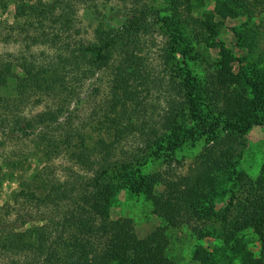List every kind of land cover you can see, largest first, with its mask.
I'll list each match as a JSON object with an SVG mask.
<instances>
[{
    "label": "rangeland",
    "instance_id": "rangeland-1",
    "mask_svg": "<svg viewBox=\"0 0 264 264\" xmlns=\"http://www.w3.org/2000/svg\"><path fill=\"white\" fill-rule=\"evenodd\" d=\"M21 1L8 0L5 6H0V58L15 63L24 57L28 62L41 66L43 61H50L54 62L52 68L56 70L59 66L56 62L58 57H67L75 42L94 39L93 29L100 20L106 27H119L128 25L126 16L131 13L142 10L148 14L147 22L143 25L144 33L143 30L139 32L137 49L132 53L127 48L129 35L121 32L109 62L105 67L93 70L81 82H76L70 63L65 62L64 82L72 89L70 94L48 87L36 93L30 92L23 98L20 114L32 117L47 109L55 110L69 95L68 107L60 114V126L57 129L36 130L29 136L0 132V166L3 174L0 181V264H76L77 252L71 254V251L79 250L76 244L79 237H86V232L80 231L76 224L77 220L85 218L79 216L85 210L80 207H86L79 197L85 193L89 196L90 191L95 190L81 189L73 180L72 173L93 174L102 165L109 164H112L110 169L114 166L124 172L120 173L125 176L118 173L116 181L113 177L105 176L102 182L103 185H113L110 187L113 194L109 217L111 220L127 219L126 224L134 229L140 239L164 225V221L153 212L150 199L143 193H133L129 189V181L138 171L150 176H192L201 164L207 162L206 157L217 150L218 157L221 155L223 159L231 155L226 154V151L233 153L229 161L236 160L235 165L248 178L257 176L264 162V122L252 124L244 133L225 130L220 125L213 126L212 133L206 132L205 125L214 123L216 118L230 117L231 109L237 104V92L221 86L224 80L220 74L221 45L231 49L234 59L230 65L234 73L240 71L245 63L244 60L238 61L239 58L246 55L253 60L264 57V0H241L234 6L244 4L248 10L241 6L237 8V15L223 18L215 13V4L217 1L230 0H70L74 18L62 29L49 27V20L40 26L33 21L34 17L14 19L15 12L22 8ZM115 11L120 14L117 16ZM52 13L53 18L59 12L53 10ZM164 16L177 23L175 31L180 34L182 44L190 42L192 52L186 62L192 76L199 119L188 122L186 127L192 126L191 130L179 132L181 140L175 147L157 150L152 144L156 133L149 136L146 131L156 122L162 124L168 101L183 99L184 92L183 88H178L182 86L181 77L176 75L178 67L182 66L181 56L171 52L170 37L160 26ZM206 20L219 23L214 33L206 30ZM30 21L33 23L30 24ZM23 25L25 33L33 35L44 29L42 32L47 37L44 36L45 39L37 43L26 41V34L19 29ZM233 28L247 36L243 46L236 45ZM67 42L66 50L61 51L65 48L63 43ZM258 65L262 67V60ZM52 68L47 69V77L53 78L50 72L54 70ZM11 69L13 74L19 73L15 65ZM117 77L118 108H121V102L127 97L131 98V107L128 116L121 119V132L116 140L113 134L102 132L99 135L97 125L103 122L106 110L113 101L111 90ZM14 79V76L8 77L5 83L0 84V96L16 95ZM170 79L176 84L173 88H170L173 85H170ZM253 114L259 120L264 118V114ZM125 122L133 126L126 129ZM182 122L186 124L187 120ZM65 131L73 134L74 139L75 134L84 132L89 143L96 141L99 136L109 142L111 139L116 141L110 143L109 155L92 154L82 162L70 155L72 148H59L48 158L39 156L41 140L38 135L44 133L46 139L49 136L63 138ZM163 131L166 135L171 133ZM35 173L37 181H33V185H26L28 181L24 183L25 179H31ZM42 181L45 189L43 185L40 186ZM53 183L57 187L54 202L46 197L48 187ZM162 189L161 184L154 187L156 192ZM244 192V188L233 189L230 196L232 206L226 216L228 221L238 217V207ZM226 201L227 198L218 200V207H222ZM207 224L208 230H205L206 235L202 238L185 224L179 228H169L171 237L166 255L173 264H199L192 258L198 245L207 247L208 251L220 247L221 240L215 239L211 233L220 231L221 223ZM244 234L247 236V249L253 256H258L261 244L255 239L256 233L248 228ZM109 236L108 232H94L88 242L89 247L97 254L103 253L109 243ZM224 263L238 264L239 260L228 257Z\"/></svg>",
    "mask_w": 264,
    "mask_h": 264
},
{
    "label": "trees",
    "instance_id": "trees-1",
    "mask_svg": "<svg viewBox=\"0 0 264 264\" xmlns=\"http://www.w3.org/2000/svg\"><path fill=\"white\" fill-rule=\"evenodd\" d=\"M241 0H230L229 2L217 1L214 7L215 13L220 17L235 16L239 13V9L247 7L242 4L234 6L235 3H240ZM8 0H0V6L6 5ZM233 2V3H232ZM230 3V4H229ZM21 7L14 14V19L18 18H33L36 25L42 26L43 22L49 20V27L53 29H62L68 26L72 21L74 10L71 8L70 0H22ZM236 5V4H235ZM58 10L57 17H51L52 11ZM248 10V9H247ZM118 16L120 13L115 11ZM147 12L142 10L126 16L128 25L105 26L100 20L93 29L94 39L92 41H78L71 48V53L68 56H59L56 61L59 64L57 70L52 68L54 62L43 61L41 65L28 62L24 57L21 60L13 63L9 60L0 58V84L5 83L6 79L14 76L16 95L9 97L0 96V132L4 134L20 133L22 136H29L38 131L55 128L59 125L60 114L68 107L67 97L63 99L62 104L57 106L55 110L47 109L35 114L32 117L21 115L19 108L25 96L36 91H42L44 88H55L61 92L65 91L70 94L72 92L70 86L64 82V64L66 61L70 63L72 76L76 82H81L83 78L91 75L93 70L101 69L111 59L113 50L118 45V34L125 32L128 34V50L131 53L137 49V36L143 25L147 22ZM113 16V15H112ZM32 20V19H31ZM161 27L167 31L170 37L171 52L181 56V67H178V73L181 77V85L178 88H183V99L177 101L170 99L168 107L164 113L161 123H155L146 132L150 134L156 133L153 143L157 150L168 149L175 147L181 139L179 132L181 130H191V127H186L190 120L198 121L197 101L195 99L192 88V76L187 64V57L191 54L192 48L190 42L182 44V38L179 36L175 27L177 24L168 17H162ZM30 21V24L33 23ZM206 30L214 33L218 22L206 20ZM46 24V23H45ZM46 27V25H45ZM22 28V29H21ZM21 32H24V25L19 26ZM44 30V29H43ZM42 30V31H43ZM237 38L236 45L243 46L247 42V36L237 29L233 28ZM40 31L37 34L25 33L24 39L30 43H37L43 40L47 35ZM144 33V30H143ZM6 38V37H4ZM44 38V39H45ZM66 50L67 43H63ZM220 59V74L224 78L221 83L222 87L232 88L237 92L235 96L237 104L233 106L230 112V117L226 119L216 118L214 123H208L206 132H213V126H223L225 130H236L244 133L252 124L264 122V118L259 120L255 118L254 112L264 114V57L251 59L249 56H244L238 61H245L242 69L237 73L232 72L230 63L233 61L231 49L221 45L219 49ZM262 67L258 64L261 63ZM12 65L19 69L18 74L11 72ZM49 65V66H48ZM48 66V67H47ZM50 71L53 78L47 77ZM118 70V69H117ZM57 71V72H56ZM155 77V76H154ZM144 79V77H142ZM157 79V78H155ZM145 80V79H144ZM153 80V79H152ZM146 84V81L145 83ZM173 84V85H172ZM170 88L176 86L174 81L170 79ZM63 90V91H62ZM174 89H170L172 91ZM111 95L113 101L106 110L105 119L100 125H97L99 135L106 132L108 135L113 134L117 140L120 136L122 117L128 116L129 101L131 98L121 102V108H118V77L112 86ZM127 115V116H126ZM254 116V117H253ZM184 124L182 121H186ZM120 122V123H119ZM223 123V125H221ZM125 128L132 127L133 124L125 122ZM188 126V125H187ZM171 131L166 135L163 130ZM174 130V131H173ZM63 138L48 137L40 134L38 137L41 140V145L38 147L39 156L48 158L51 153L59 148L71 149L70 155L78 161L88 159L92 154L109 155L110 143L116 141L111 139V142L103 136H99L96 141L87 142L84 132H78L74 135L69 131H65ZM208 140V139H207ZM220 149H222L220 147ZM228 159L218 157V151L209 154L206 157L207 162L201 164V167L192 176H172L160 175L150 176L138 171L135 177L129 181V189L133 193H143L153 204V212L159 216L164 225L157 227L153 232L144 238H138L134 229L128 224V220H111L109 217V209L111 197L113 194L109 184L103 185L102 182L105 176H110L118 180V167L110 169L112 164L102 165L100 170H96L93 174L88 173H72L73 179L77 182L81 189H91L89 196L85 193L80 195V200L86 204V207L79 214L85 216L81 220H77L76 224L80 231L86 232V237H79V250H72L71 254H75L76 264H173L171 259L166 255L167 244L171 237L169 228H179L181 226H190L192 232L199 238L206 235L208 230V222H219L220 231L211 233L215 239L221 240L220 247L213 251H208L207 247L198 245L193 253L192 258L198 261L199 264H225L228 257H234L239 260L238 264H264V162L261 165L257 176L254 179L248 178L243 171H240L235 165L237 161H229L233 153ZM224 155V153H223ZM106 161V157H104ZM125 171V170H124ZM124 173V172H122ZM121 174V173H120ZM2 168L0 166V181L2 178ZM37 175L35 173L33 177ZM125 176V174H121ZM24 181L27 184L33 185L34 178ZM120 180V179H119ZM157 184L163 185V189L159 192L154 190ZM44 186V181L40 182V186ZM238 186V187H237ZM53 184L49 185L46 197L52 202L55 201L57 187ZM234 188H244V197L240 200L238 207V217L235 220L228 221L227 212L232 206L231 195ZM45 189V186H44ZM34 195L33 192H31ZM222 207H218V200H225ZM126 224V226H125ZM254 231L257 235L255 239L259 240L261 249L258 256H253L251 251L246 247V238L244 234L246 229ZM206 230V231H205ZM109 233L108 245L103 253L97 254L94 249L89 247L88 242L94 232ZM250 237V236H249ZM77 239V238H76ZM85 239V240H83ZM230 254V255H229ZM219 255L218 260L216 257Z\"/></svg>",
    "mask_w": 264,
    "mask_h": 264
}]
</instances>
